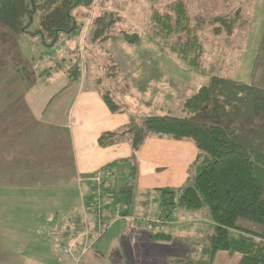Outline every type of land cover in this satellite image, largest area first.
Returning a JSON list of instances; mask_svg holds the SVG:
<instances>
[{"label": "rangeland", "instance_id": "374dc122", "mask_svg": "<svg viewBox=\"0 0 264 264\" xmlns=\"http://www.w3.org/2000/svg\"><path fill=\"white\" fill-rule=\"evenodd\" d=\"M175 1L176 0H94L91 6L79 5L72 12L76 24H78V28L74 33H61L56 42H52L48 37L43 38L40 34H32V32L38 29L39 24L37 22L28 27L25 33L24 31L11 30L7 25L0 24V73L3 71L12 72L14 68L21 69L25 78L33 80L40 88L39 93L34 94L32 100L29 99L28 95H26L25 98L20 95L17 97V101H13V99L10 98L9 107L12 108V111L15 110L14 108L22 107H25L28 111L29 104H32L34 106V114H37L33 116L35 118L34 123L38 122V120H41L43 117L45 121H51V126L54 125L58 127V133L55 139L52 133V127L50 129L49 126L44 125L45 121H39V125H32L29 130L27 129L23 135L19 136L18 144L16 143L13 146L11 144L9 145L8 157L10 158H8V160L10 164H8L6 159L7 152H4V155L0 157V161H2L0 164V264H34L33 260L28 261L26 259H28V257H33L35 249L43 250L42 257L45 258V260H47L49 254H52V256L58 254L59 259L57 264H87V259L84 260L83 258V260L80 261L81 254L79 252L74 253V255L59 253V241H62L61 238L63 237L56 238L52 235H46V233L51 231L50 227L53 225V222L46 228V223L38 221L37 217L39 215L41 216L44 210L49 209L47 205L48 200L50 202L56 201L57 206L54 210H56L58 215L57 223L59 222V216L67 214L69 211H74V217H82V212L84 210L82 211L81 208H83V206L87 207V209L95 215V219L96 214L94 210L100 213L101 217L99 219L102 225L99 230L96 219L95 224L97 226V232L93 235L95 236V242L111 228L116 231V235L121 236V234L125 232L127 222L118 223V221L122 218L123 212H121V209L124 208L122 207L124 206L122 202L124 199L129 200L131 192H120V189L124 187L118 188L117 191L112 188H105L103 183L100 197L96 196L94 191L92 194L88 193L84 195L83 192L86 183L81 181L82 176H78L75 173L72 175L70 172L72 155L68 145L67 135L65 131L61 134L60 128L62 127L60 116L63 114V107L68 102L69 93H66L65 96H58L55 102L56 109H54V111L58 113V119L56 121H54V118L51 116V112L53 111L52 107L55 104L51 105L45 112L46 114L44 113L42 115L41 112L43 109L40 107L38 108L37 103H39V106L42 108L44 107L43 101L46 96H48L44 94V88L54 79H59L60 81V71L62 68L64 69V73H66L67 70L68 73L66 74L69 76L70 73H73V90H75L76 86H81L85 81H87V85L90 83L96 86L99 85L98 81L96 82L97 77L100 76L97 72L102 70L104 60L108 59V55L105 51V49L108 50V48L104 41L107 34L105 29L107 21L103 24H97L96 20L98 16L105 12H115L121 17V20L112 26L109 32L111 35L110 38L118 37V39L127 40L125 35L136 33L139 37L141 34H145L146 37L150 39L149 25L153 13L155 11H166L169 5ZM184 1L190 9L193 18L198 16L210 18L225 12H232L233 9L240 7L239 4H241V2L243 3L241 5L243 8V21L238 24L236 34L230 41L228 40L225 43V48L227 52L230 51V53L227 54L226 51H224V53L219 51L218 46H224L222 37L215 38L208 36L206 37V41L209 50L205 55V60L207 64H211L212 61H217V64L221 68H227V71L230 70L227 74L228 77L232 79L234 78L233 70L237 69L239 60H241V57H244L248 40L255 38L254 46L256 45V50L254 49V51L251 52L252 56L250 57V61H248L249 64L250 62L253 64V71L249 74L247 83L241 81L243 85L249 87L246 92L244 91L247 98L245 102H242L240 107L242 113L239 118V123L241 124L238 128L241 137L245 141L257 144L256 148L259 149L260 146L264 147V0H255V2L254 0H233L229 3L230 6L228 11L225 8L222 9L224 4L222 0ZM218 2L220 7L216 8L215 5ZM255 19L258 20V23L255 22ZM101 29H103V31L99 32ZM217 50L218 54L215 55L214 52ZM17 62H20V65H17L19 67L16 66ZM116 63L118 64V62ZM88 64L94 66L90 68L89 71L85 69V66ZM96 65L97 67H95ZM85 70L87 71V76H84ZM78 71H83L82 76H79ZM56 73L58 76L55 75ZM234 79L237 80L236 78ZM109 84L112 83L108 82L104 77L102 79V85L106 88L108 87L113 92V88L109 87ZM54 87H56V85H54ZM117 89H125V86L120 82V86H118ZM10 93L11 92L8 91L6 94L9 95ZM72 94L71 97L73 96ZM113 95L118 101L122 98V100L132 102L131 98L122 95L120 92L114 91ZM135 102L136 104L144 105L137 99H135ZM146 111H150V109ZM133 113L139 118L141 112L133 109ZM28 117L29 115L27 114L26 118ZM252 121L259 122L260 125L255 126L251 123ZM52 141L57 147L55 156H53L51 148L47 149L48 144ZM47 150L51 154L48 161L45 159L46 156L43 155L46 154ZM260 150L264 152V148L261 147ZM39 152L42 155H38ZM39 157L42 158L38 159ZM35 167L47 170V173H34L36 171ZM10 169L16 170L18 173L6 172ZM164 172L165 170L158 171L159 174ZM111 173V180H116L119 185L126 184L127 187L128 184L132 183V198L134 196V202L140 198L137 187L140 176H138L134 168H132V175L130 178L126 176V173L116 170V168L112 170ZM162 176L164 175L162 174L161 177ZM102 180L104 181L105 179ZM38 182H42L44 185L50 183L53 189L38 190L35 188ZM109 194L115 202L113 209L121 213H115L106 217V211H109V208L112 206L110 200L107 201ZM98 198L99 202H97ZM41 199L43 200L41 201ZM38 201L45 202L46 206H44V208L38 207ZM152 201L153 200H150V204ZM153 205H156V200L153 202ZM50 208L52 210L51 206ZM204 211L210 210L205 206L199 213ZM193 212L197 213L196 211H192L190 215H195ZM131 213L138 214V212H134L133 206ZM124 214L127 215L128 213ZM133 220L135 223H139L138 225L146 223L139 217L133 218ZM241 222L250 229L256 231L261 230L260 228L252 227L251 225H254L253 223L248 221ZM192 225L196 224H185L184 227L187 228V230H192ZM85 226L84 223L83 228L81 227L82 229H80L81 231L79 232L89 230V228ZM57 227L59 228H57L59 232L60 229L61 231L63 230V226H60V223L57 224ZM136 227L137 226L133 225L132 228L135 229ZM70 228L71 227H69L68 230L73 232V228ZM99 232H101L100 235L98 234ZM43 235L47 236L44 241L41 239ZM183 242L177 239L171 247L170 253L178 254L180 252L179 254H184L183 249L188 252L193 250L196 245L189 241ZM138 243H141V241ZM205 243H207L206 238L201 239L198 241L197 246L200 247ZM103 244L104 247H101ZM99 245V247L103 248L102 251L104 254H107L104 257V261L97 258V264H114V261L122 262L120 264H126L124 260L127 261V264H132V256H136L139 260L138 263L135 262L134 264H146L139 258L141 257V247L138 248L135 255H132L127 252H117L118 248L111 245L107 240H104L103 243ZM120 245L117 246L119 248L123 247ZM25 248L28 249L26 253L24 252ZM89 253V257H91V255L95 256L93 252ZM34 257L37 256L34 254ZM120 257L123 258V260H120ZM113 258L115 259L114 261H112ZM170 259H174V257ZM240 259V253L221 251L217 253L214 264H237Z\"/></svg>", "mask_w": 264, "mask_h": 264}, {"label": "crops", "instance_id": "0c3cea01", "mask_svg": "<svg viewBox=\"0 0 264 264\" xmlns=\"http://www.w3.org/2000/svg\"><path fill=\"white\" fill-rule=\"evenodd\" d=\"M219 2L215 5L216 8L220 7ZM255 22L258 23V20L255 19ZM254 44L255 38L248 40L244 57H241V60H239L237 69L233 70L234 77L240 83H242L241 81L247 83L249 74L253 71V64L250 62V65L248 61H250V57L252 56L251 52L256 47ZM105 45L108 48V51H106L107 55L109 56V53H111L115 61L118 62L119 68L121 67V75L116 80H113L111 84L113 93L114 91L120 92L122 95L132 99V102H127L122 100V98L120 101L115 98L126 109L124 113H113L110 111L103 100L99 85L96 86L93 83L87 85V81L82 84L81 81L82 85L76 86L75 90H73V78L66 74L68 73L67 70L64 73L63 68L60 71V81L59 79H54L44 88V94L48 95L43 101L44 107L39 106V103L37 105L38 108L43 109L41 112L43 115L51 105L55 104L58 96H65L66 93H69L68 102L63 107V114L60 116L62 124L60 128L61 134L65 131L67 135L72 155L70 172L72 175L75 173L78 176H82L81 181L86 183L84 195L88 193L92 194L95 190V178L99 171H102V179H105L103 181L105 188H112L117 191L120 187H126V184L119 185L116 180H111L112 170L116 168V170L126 173V176L130 178L132 168H134L135 172L140 176L137 184L140 198L135 203L134 196L132 198L131 194L129 200L124 199L122 202L124 205L122 207L124 208L121 209V212H123L122 218L119 219L118 223L127 222L125 232L121 236L116 235V231L111 228L96 242L94 241L95 236H93L97 232L95 215L87 207L83 206L81 208L82 211L84 210L82 217H74V211H69L67 214L59 216L58 223H60V226H63V230L61 231L60 229V236H55L56 238L63 237L61 238L62 241H59V253L62 254L60 252L61 246L69 241H75V253L79 252L81 254L80 261L84 258V260L87 259V264H97V258L104 261V257L107 254H104L103 248H101L104 247V244L101 247H99V244L107 240L111 245L118 248L117 252H127L128 254L135 255L138 248L141 247V257L139 258L146 264H169L170 258L178 257V255L186 258L194 257L199 253L200 247L197 246L198 241L207 238L214 231L215 225L211 219L210 212L204 211L199 213V211H196L197 213L193 212L195 215H190L192 211L176 208L171 214L167 215L166 212H163L160 201H158V190L165 188L178 190L186 185L191 165L197 157L198 150L196 146L189 141L151 137L146 141L137 158L132 159V147L129 138L119 140L115 145L107 148H102L99 145V138L103 133L118 131L124 128L130 122L132 116L136 117L133 109L141 112L139 118L136 117L138 121H142L149 116L167 113L183 115L185 101L194 95L203 85L210 84L211 77L189 71L172 56L162 51L145 34H141L135 44H130L127 40H121L117 37L108 39ZM19 63L17 62L16 66L20 65ZM105 63L106 60H104L102 70L97 72L100 76L97 77L96 82L99 79L102 80V77L107 72ZM92 67L94 66L88 64L85 66V69L89 71ZM87 71H84V76H87ZM55 75L58 76L57 73ZM80 76H82V73ZM120 82L125 86V89H117L120 86ZM8 91L11 92L9 95L6 94ZM39 91L38 84L29 78H25L19 69L14 68L12 72L3 71L0 73V157L4 155V152H7L6 159L8 164H10L8 160L10 158L8 157L9 145L18 144L19 136L23 135L27 129L29 130L32 125H39V121H45L42 117L41 120L34 123L35 118L33 116L37 114H34V106L32 104H29L28 111L25 107L14 108L15 110L12 111V108L9 107V99L12 98L13 101H17V97L20 95L23 98L28 95L29 99L32 100L33 95L39 93ZM71 94L73 95L72 97ZM135 99L144 105L136 104ZM52 108L51 116L56 121L58 119V113L54 111L56 104ZM147 109H150V111H146ZM27 114L29 115L28 118H26ZM44 125L49 126L50 129L52 127V133L55 138L58 133V127L51 126V121H45ZM48 148L52 149L53 156H55L57 147L53 141L48 144ZM38 155L42 154L39 152ZM43 155L46 156L45 159L47 161L51 157L48 150ZM41 158L39 157L38 159ZM1 163L2 161H0ZM162 170H165V172L159 174L158 171ZM6 172L18 173V171H14L13 169ZM31 173L33 172L31 171ZM34 173L46 174L47 170L38 167ZM162 174L164 176L161 177ZM36 185L37 187L35 188L38 190L53 189L50 183L44 185L42 182H38ZM109 200L112 206L109 208L111 211H106V217L115 213H121L113 209L115 202L112 200L110 194L107 201ZM150 200H153L151 204ZM155 200L156 205H153ZM41 201L37 202L38 207L44 208L46 204ZM47 205L49 209L44 210V213L41 216L39 215L37 220L45 222L46 228L52 222L53 225L50 228H58V215L56 210H54L57 206L56 201L50 202L48 200ZM132 206L134 207V212H138L137 215L131 213ZM136 217L143 219L146 223L138 225L139 223H135L133 220ZM84 223L85 227H88L90 231L88 238L85 235V231L79 232L83 228ZM190 223L196 225L191 226L192 230H187L184 225ZM133 225L137 227L133 229ZM69 227H71L70 229L73 228V232L68 230ZM49 233H46V235H50ZM47 236L43 235L41 239L44 241ZM177 239H180L182 242L184 241L183 243L189 241L196 245L193 250L188 252L183 249L184 254H179L180 252L172 254L170 253V249ZM140 241L141 243H138ZM86 244H88V249L87 252H84ZM120 244L123 247L119 248L117 246ZM27 250L25 248L24 252L26 253ZM89 252H93L95 256L91 255L89 257ZM42 253L43 250L35 249L33 257H28L26 260H33L34 264H57L59 259L58 254L54 256L49 254V257L45 260L42 257ZM34 254L37 257H34ZM114 260L113 258L112 261ZM120 260H123V258ZM124 261L127 264V261ZM214 261L215 258L213 264ZM132 262V264L138 263L139 260L136 256H132ZM113 263L120 264L122 262L114 261Z\"/></svg>", "mask_w": 264, "mask_h": 264}, {"label": "trees", "instance_id": "16d2710c", "mask_svg": "<svg viewBox=\"0 0 264 264\" xmlns=\"http://www.w3.org/2000/svg\"><path fill=\"white\" fill-rule=\"evenodd\" d=\"M93 1L0 0V24L25 33L37 22L38 29L32 34L56 42L61 33H74L78 28L73 10L79 5L91 6ZM222 1V9L228 11L233 0ZM242 4L232 12L210 18H193L184 0L172 2L164 12L155 11L149 25L150 39L189 71L210 76L211 82L185 101L183 115L167 113L149 116L142 121L132 116L124 128L103 133L99 138L102 148L129 138L132 159L137 158L151 137L189 141L196 146L197 157L191 165L186 185L178 190L159 189L158 201L167 215L176 208L200 211L207 206L215 227L206 238L207 243L200 246L199 253L189 258L175 257L169 264H213L221 251L240 253L237 264H264V152L260 150L264 147L259 149L257 144L245 141L238 128L241 124L240 107L246 101L245 92L249 86L238 82L235 77L229 78L227 73L230 70L221 68L217 61L207 64L205 60L209 50L208 36L222 37L224 46H218L219 51L230 53L225 43L236 34L238 24L243 21ZM120 20L115 12H105L97 17V24L107 21L105 42L111 36L112 26ZM125 36L130 44L140 38L136 33ZM214 54L217 55L218 50ZM105 68L107 72L102 79L105 77L108 82L112 83L121 75L111 53ZM78 72L80 76L82 72ZM98 83L110 111L124 113L126 109L115 100L112 90L102 85L101 79ZM108 86L112 88L111 84ZM251 123L260 125L255 121ZM132 189L133 185H129L120 192L132 194ZM241 221L253 223L252 227L261 230L250 229Z\"/></svg>", "mask_w": 264, "mask_h": 264}, {"label": "built area", "instance_id": "2783aa9c", "mask_svg": "<svg viewBox=\"0 0 264 264\" xmlns=\"http://www.w3.org/2000/svg\"><path fill=\"white\" fill-rule=\"evenodd\" d=\"M96 182H97V188L95 189V195L100 197L101 195V187H102V184H103V180H102V172H99L97 173L96 175V178H95ZM97 202H99V198L97 199ZM95 211V214H96V219H97V226L99 227V230H100V226L102 225V222L100 221V217H101V214L98 213L96 210ZM89 230H86L85 231V235L86 237L88 238L89 237ZM60 232L57 230V228H53L51 229L50 231V235L52 236H60ZM99 235L101 234V232L98 233ZM88 249V244H86L85 248H84V252H86ZM75 250H76V242L75 241H69L67 242L66 244H64L63 246H61L60 248V252L64 255H74L75 253Z\"/></svg>", "mask_w": 264, "mask_h": 264}]
</instances>
